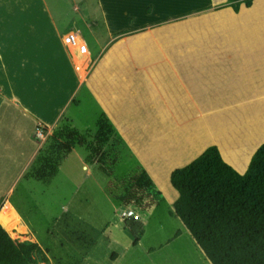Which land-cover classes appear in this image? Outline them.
<instances>
[{
    "label": "crops",
    "instance_id": "obj_1",
    "mask_svg": "<svg viewBox=\"0 0 264 264\" xmlns=\"http://www.w3.org/2000/svg\"><path fill=\"white\" fill-rule=\"evenodd\" d=\"M101 3L104 22L92 35L100 29L109 43L96 51L85 87L155 193H169L171 205L178 197L171 172L210 145L243 173L264 142V0L241 3L238 11L227 0ZM37 6L40 0H0V206L9 203L21 219L8 195L36 154V132L56 122L71 94L83 88L61 75L68 58L73 63L62 41L65 31L58 47L51 44L53 16ZM88 46L92 59L95 46ZM42 82L49 86L36 85ZM53 82L62 110L49 123L38 112L48 102L53 106ZM31 88L36 97L28 94Z\"/></svg>",
    "mask_w": 264,
    "mask_h": 264
},
{
    "label": "rangeland",
    "instance_id": "obj_2",
    "mask_svg": "<svg viewBox=\"0 0 264 264\" xmlns=\"http://www.w3.org/2000/svg\"><path fill=\"white\" fill-rule=\"evenodd\" d=\"M101 2L40 0V6L35 8L46 11L48 17L50 11L53 16L56 30L49 35L51 44L58 47L62 32L77 29L86 43L94 44L95 48L87 71H77L68 58L65 72L70 77L64 72L61 75L73 78V81L78 79L83 88L71 94V105L62 111L56 122L48 129H41L42 138L35 136L36 154L24 168L14 191L8 195L29 232L23 240L16 237V232L12 236L19 241L37 242L42 249H47L49 264H210L179 218L169 214L170 204L166 199L169 193L160 196L155 193L130 150L117 135H105L106 139L103 134L102 139L97 135V119L103 111L85 86L98 57L96 51L109 43L99 34L100 29L96 37L92 35V30L104 22ZM104 5L107 11V5ZM94 6L98 8L93 10ZM40 22L41 19L36 18L37 25ZM77 62L85 63L84 60ZM53 83V106L48 102V107L38 112L45 114L43 117L47 122L53 113L62 110L57 108L62 94L58 84ZM36 85L45 88L49 83ZM30 90L28 94L36 97L33 88ZM35 90L43 96L42 89ZM69 130L81 134L85 143L75 140L71 152L64 153L58 144L65 140ZM86 144L97 150L92 151ZM6 206L7 210L12 209L8 207L9 203ZM124 206L133 208L139 219H122L119 211ZM140 229L145 230L144 234L139 243L133 244ZM34 264L45 263L37 259Z\"/></svg>",
    "mask_w": 264,
    "mask_h": 264
},
{
    "label": "trees",
    "instance_id": "obj_3",
    "mask_svg": "<svg viewBox=\"0 0 264 264\" xmlns=\"http://www.w3.org/2000/svg\"><path fill=\"white\" fill-rule=\"evenodd\" d=\"M241 3L249 6L251 0H227L234 11ZM97 126L100 139L101 134L103 139L115 134L122 141L104 112L99 114ZM75 140L85 143L81 134L69 130L59 149L70 153ZM170 183L178 197L170 205L169 214L179 218L210 264H264V142L252 153L243 173L222 158L216 145H210L188 164L175 168ZM13 232L24 236L29 229L3 205L0 264H34L37 259L49 264L47 249L34 241H19L13 238ZM143 232L138 231L133 244Z\"/></svg>",
    "mask_w": 264,
    "mask_h": 264
},
{
    "label": "built area",
    "instance_id": "obj_4",
    "mask_svg": "<svg viewBox=\"0 0 264 264\" xmlns=\"http://www.w3.org/2000/svg\"><path fill=\"white\" fill-rule=\"evenodd\" d=\"M62 41H63V44L68 48V50H70V55L72 59H74L73 65L75 69L77 71L79 69H82L83 71H85L86 69L88 70L87 67L89 66L91 62V58L89 57V47L86 41L83 39L80 32L76 30L75 32L68 30L67 32L63 34ZM79 59L84 60L85 63L77 64L75 61ZM36 136L39 138H42L43 134H42L41 129L37 130ZM119 216L122 219H134V220L139 219V215L135 213V210L128 206L122 207V209L119 211Z\"/></svg>",
    "mask_w": 264,
    "mask_h": 264
},
{
    "label": "bare ground",
    "instance_id": "obj_5",
    "mask_svg": "<svg viewBox=\"0 0 264 264\" xmlns=\"http://www.w3.org/2000/svg\"><path fill=\"white\" fill-rule=\"evenodd\" d=\"M80 61H83V60H81V59H79ZM78 61V60H77ZM77 61H75L77 64H80L81 62H77ZM84 63V62H83ZM82 64V63H81ZM16 237H18V235H16ZM22 239V238H21Z\"/></svg>",
    "mask_w": 264,
    "mask_h": 264
}]
</instances>
